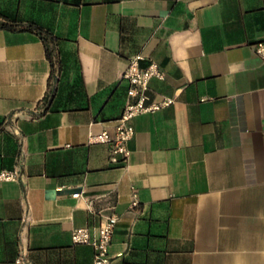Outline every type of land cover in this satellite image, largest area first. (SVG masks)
<instances>
[{"label":"crops","instance_id":"crops-1","mask_svg":"<svg viewBox=\"0 0 264 264\" xmlns=\"http://www.w3.org/2000/svg\"><path fill=\"white\" fill-rule=\"evenodd\" d=\"M7 24L6 26L2 24ZM58 37L67 107L42 110ZM264 0H0V264H92L71 229L115 214L109 264H264ZM141 53L149 100L124 161L107 142ZM131 186L138 199L130 206ZM78 192V195H72Z\"/></svg>","mask_w":264,"mask_h":264},{"label":"built area","instance_id":"built-area-1","mask_svg":"<svg viewBox=\"0 0 264 264\" xmlns=\"http://www.w3.org/2000/svg\"><path fill=\"white\" fill-rule=\"evenodd\" d=\"M254 51L264 58V40L255 42ZM143 59L141 53L132 55L122 72V78L127 81V100L117 118V124L113 133L102 129L97 133L89 134L91 142H107L109 144V157L112 162L124 161L128 154V141L133 135L131 118L142 112H149L164 107L173 101V98L163 96L159 100H149L148 87L152 76L163 78V71L159 65L153 61L141 64ZM18 177L16 168L0 169L1 180H15ZM72 195H78L74 192ZM132 199L130 206L138 204L137 194L131 186ZM117 216L110 214L106 216L97 227L95 232H91L87 226H77L71 229L70 236L74 243H86L92 246V264H109L108 246L114 232ZM14 264H25L24 253H19L14 258Z\"/></svg>","mask_w":264,"mask_h":264},{"label":"trees","instance_id":"trees-1","mask_svg":"<svg viewBox=\"0 0 264 264\" xmlns=\"http://www.w3.org/2000/svg\"><path fill=\"white\" fill-rule=\"evenodd\" d=\"M2 25L6 26L7 24L3 23ZM27 28L35 30L40 35L50 64L48 88L41 99L42 110L66 108L70 91L66 89L68 83L67 66L58 56V37L35 24L30 23Z\"/></svg>","mask_w":264,"mask_h":264}]
</instances>
